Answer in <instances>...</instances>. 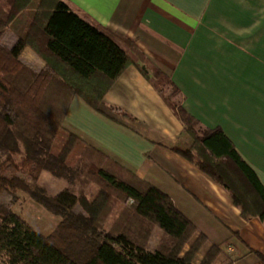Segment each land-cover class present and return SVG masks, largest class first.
Returning a JSON list of instances; mask_svg holds the SVG:
<instances>
[{
    "label": "trees",
    "instance_id": "trees-1",
    "mask_svg": "<svg viewBox=\"0 0 264 264\" xmlns=\"http://www.w3.org/2000/svg\"><path fill=\"white\" fill-rule=\"evenodd\" d=\"M26 47L43 61L42 70L22 62L20 54ZM134 55L138 52L132 42L81 18L62 0H0V257L4 264H195L199 254L197 264L215 263L220 246L197 235L166 194L118 167L114 159L63 126L73 96L96 109L129 64L148 79ZM152 81L183 125L173 151L226 190L242 219L264 223V187L253 168L220 129L202 128L180 106L174 109L169 104L159 84L177 91L167 77ZM41 172L68 187L49 196L37 183ZM93 181L101 188L92 199L74 194V185L85 187ZM19 191L60 218L52 236L64 247L12 212ZM108 191L122 202L131 201L130 210L125 214L122 209L119 220L126 219L124 224L131 230L137 228L135 237L127 228L112 234L95 225ZM77 205L82 212H74ZM152 227L167 240L166 251L150 252L140 246Z\"/></svg>",
    "mask_w": 264,
    "mask_h": 264
},
{
    "label": "crops",
    "instance_id": "crops-1",
    "mask_svg": "<svg viewBox=\"0 0 264 264\" xmlns=\"http://www.w3.org/2000/svg\"><path fill=\"white\" fill-rule=\"evenodd\" d=\"M62 1L132 42L149 77L129 64L96 109L73 96L64 128L166 194L197 235L220 246L214 264H264V223L242 219L226 190L173 151L183 125L152 83L167 77L179 106L220 129L264 187V0ZM20 59L44 68L28 47Z\"/></svg>",
    "mask_w": 264,
    "mask_h": 264
},
{
    "label": "rangeland",
    "instance_id": "rangeland-1",
    "mask_svg": "<svg viewBox=\"0 0 264 264\" xmlns=\"http://www.w3.org/2000/svg\"><path fill=\"white\" fill-rule=\"evenodd\" d=\"M9 40H5V44H7ZM160 90L169 102V104L173 108H177L179 106V96L175 94L167 85L159 84ZM196 129V128H195ZM106 155V154H105ZM107 156V155H106ZM109 157V156H108ZM111 158V157H110ZM2 159V158H1ZM16 160H19L18 158ZM117 163V162H116ZM118 167H121L119 163H117ZM38 185L43 187L46 193L49 196H57L60 192H62L68 185L60 179H56L49 175L46 172H41L37 181ZM101 186L93 183H87V186L74 185L72 188L74 194L76 196L81 193L84 194L88 199H92L93 196L100 190ZM17 199L11 204V210L13 213L18 215L20 219L25 222L30 228H32L35 232L40 234L43 237H50L55 229V227L60 222V218L58 216L52 215L47 212L43 207L39 204L32 201L29 196L23 192H17ZM131 201L122 202V200H118L115 196H112V193L108 191V198L104 204L102 211L96 217L95 225H97L98 229L103 232L115 234L122 229H126L127 226L124 224L126 219L119 220V214L122 209L125 210V214L130 210ZM74 212L79 213L82 212L79 206L77 205L74 208ZM121 218V217H120ZM125 225L124 227L122 225ZM132 231L133 236L138 235L137 228H133L132 230L127 228L128 231ZM129 231V232H130ZM145 242H140V246L143 247L146 251H154L156 249H162L166 251L169 244L166 239L162 237L161 231L152 227L150 233L145 236ZM51 241H53L59 247H64L65 245L61 240L56 237H51ZM187 249V246L184 248ZM184 251V250H183ZM202 254H199L195 261H199L198 258L201 259ZM198 263V262H196ZM0 264H4L3 259L0 257Z\"/></svg>",
    "mask_w": 264,
    "mask_h": 264
}]
</instances>
